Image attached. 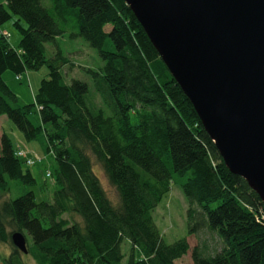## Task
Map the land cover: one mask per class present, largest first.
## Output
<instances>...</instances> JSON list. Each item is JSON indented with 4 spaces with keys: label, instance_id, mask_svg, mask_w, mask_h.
Segmentation results:
<instances>
[{
    "label": "trees",
    "instance_id": "trees-1",
    "mask_svg": "<svg viewBox=\"0 0 264 264\" xmlns=\"http://www.w3.org/2000/svg\"><path fill=\"white\" fill-rule=\"evenodd\" d=\"M49 2L0 3V117L28 143L42 142L55 162L46 174L54 179L51 200L30 190L0 204V243L13 247L0 264H26L12 241L16 232L25 235L37 264H175L189 252L188 240L167 244L153 217L175 183L188 202V235L198 240L193 264H264V202L229 171L126 2ZM15 17L21 40L13 47L2 27ZM66 36L86 41L104 62L99 70L85 69L100 98L83 81L67 82L71 60L58 42ZM47 44L53 45L50 57ZM43 67L48 78L33 104L20 106L4 74L21 80ZM34 108L40 125L30 120ZM21 150L6 133L0 136V192L10 190L9 180L38 184Z\"/></svg>",
    "mask_w": 264,
    "mask_h": 264
},
{
    "label": "water",
    "instance_id": "water-1",
    "mask_svg": "<svg viewBox=\"0 0 264 264\" xmlns=\"http://www.w3.org/2000/svg\"><path fill=\"white\" fill-rule=\"evenodd\" d=\"M229 171L264 202V0H124ZM27 255V239L12 235Z\"/></svg>",
    "mask_w": 264,
    "mask_h": 264
},
{
    "label": "rangeland",
    "instance_id": "rangeland-1",
    "mask_svg": "<svg viewBox=\"0 0 264 264\" xmlns=\"http://www.w3.org/2000/svg\"><path fill=\"white\" fill-rule=\"evenodd\" d=\"M4 2L5 0H0V3ZM42 3L45 7H50L49 0H42ZM16 19L17 18L15 17L11 22L5 24L4 28H6L5 30H8L11 33L10 43L12 45L18 46L21 40V34L13 25ZM22 24L25 25L24 23ZM58 42L61 49L71 60V64L64 70L67 82L71 83L73 79L83 81L89 85L93 96L100 98L95 92L91 76L85 70H99L104 66V62L100 59L97 50L92 48L83 39L71 40L66 36L59 38ZM46 47L47 56L50 57L53 55V45L47 44ZM3 78L19 98L20 106L30 105L34 102V97L38 93L41 81L45 78H48V70L46 67H43L39 71H30L28 74H24L21 80L17 79L16 75L12 72H6ZM104 109L107 114H110L106 107H104ZM39 119V110L38 108H34L30 115V120H33L32 122L34 125H40ZM2 133H6L11 138L16 149L18 146H21L25 151L35 152L36 154L40 155L43 160L31 168V171L38 179L37 186L31 188L24 187L18 184L16 181L9 180L10 190L6 193L0 192V204L5 200L19 198L30 190L37 194V198L39 200H51L55 190L54 179L51 180L50 178H47L46 174L49 170L53 172L55 168V162L53 161L51 155L48 153L46 154L44 151L42 142L33 141L28 143L24 139L23 135L17 130L15 124L6 116L0 117V135ZM95 171L109 197L118 203V193L116 192L115 188L109 184L103 169L100 166H96ZM43 186L45 187L43 188L44 191L41 190ZM187 210L188 202L180 186L175 183L172 185L171 191L162 200L153 213L154 221L167 244H173L185 237L188 240L190 245L189 252L181 259L176 260L175 264H193L191 257L192 249L198 244L196 236L188 235L186 217ZM9 231L13 232L12 229ZM12 249L13 247L11 244L0 243V260L2 257L8 256L12 252ZM123 250L128 256L130 252V244L128 242L123 245ZM23 258L26 264H37L30 254H23Z\"/></svg>",
    "mask_w": 264,
    "mask_h": 264
},
{
    "label": "built area",
    "instance_id": "built-area-1",
    "mask_svg": "<svg viewBox=\"0 0 264 264\" xmlns=\"http://www.w3.org/2000/svg\"><path fill=\"white\" fill-rule=\"evenodd\" d=\"M1 35H3L4 37L9 36V34L7 32H2ZM19 155L23 156L27 160V166H29V167H33L38 162H41L43 160V158H41L40 155L35 154L33 152H30V151H22L21 150L19 152ZM47 175L50 176L51 175V172L49 171L47 173Z\"/></svg>",
    "mask_w": 264,
    "mask_h": 264
},
{
    "label": "crops",
    "instance_id": "crops-1",
    "mask_svg": "<svg viewBox=\"0 0 264 264\" xmlns=\"http://www.w3.org/2000/svg\"><path fill=\"white\" fill-rule=\"evenodd\" d=\"M2 29H6V28L2 27ZM11 45H12V44H11ZM12 46H13V47H16L15 45H12ZM2 134H3V133H2ZM2 134H1V135H2ZM1 135H0V136H1Z\"/></svg>",
    "mask_w": 264,
    "mask_h": 264
}]
</instances>
